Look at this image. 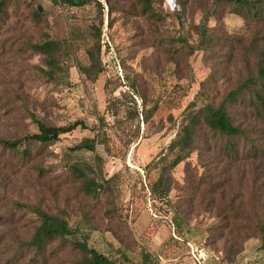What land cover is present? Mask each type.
<instances>
[{
  "label": "rangeland",
  "instance_id": "rangeland-1",
  "mask_svg": "<svg viewBox=\"0 0 264 264\" xmlns=\"http://www.w3.org/2000/svg\"><path fill=\"white\" fill-rule=\"evenodd\" d=\"M97 1L104 6L103 72L95 83L73 59L62 81L48 83L39 73L44 59L31 49L45 37L67 40L71 28L90 39L100 24L94 3L69 9L54 0H10L0 18V139L35 132L32 112L51 126H86L50 147H0V264L35 263L34 252L21 246L39 225L30 206L65 218L80 231L77 239L101 254L113 255L110 244L122 247L126 264H196L188 243L221 264H239L244 252L249 264L264 263L260 235L247 228L249 222L264 227V159L253 162L242 151L227 160V141L202 122L187 161L172 168L169 154L190 110L218 106L264 64V10L239 13L215 0H178L180 20L173 14L177 0H151L154 11L145 14L140 0ZM207 11L214 14L206 50L189 55L188 47L172 44L181 35L197 46L194 25ZM242 103L229 110L237 124L251 128L248 102ZM85 138L96 139L94 151H73ZM70 155L83 162L81 181L65 170ZM160 177L171 204L153 203L151 186ZM111 179L112 189L98 188ZM219 182L223 193L212 195ZM228 204L241 217L227 212ZM227 224L222 234L219 228ZM234 245L242 249L238 256ZM45 258L48 264H79L81 257L69 242L66 250L50 246Z\"/></svg>",
  "mask_w": 264,
  "mask_h": 264
},
{
  "label": "trees",
  "instance_id": "trees-1",
  "mask_svg": "<svg viewBox=\"0 0 264 264\" xmlns=\"http://www.w3.org/2000/svg\"><path fill=\"white\" fill-rule=\"evenodd\" d=\"M9 1L10 0L0 1L1 19L6 14L5 8ZM140 1L142 2L141 10L144 14L154 11L151 0ZM54 2L69 9L82 8L90 3H94L99 7L100 24L91 34L90 39L79 37L77 34L78 31L71 28L67 40L55 41L51 40L49 37H45L43 40L32 44L31 49L44 59L45 67L40 68L39 73L48 83H59L64 79L65 74L69 70L70 62L73 59L79 67L80 73L85 77V80L92 83L97 82L100 74L103 72L99 61L101 53L99 39L101 35V25L104 19L103 4L97 0H54ZM105 2L110 5V0H105ZM177 4V10L173 14L178 16L181 20L182 16L180 13L182 11V6L178 3V0ZM224 4H233L239 13L242 9L248 11L255 9L259 12L264 10V0H215V6ZM182 5L184 8L186 7V3ZM41 13L42 11H40V9L36 10L35 16L38 20L43 17ZM213 14L214 11H207L203 15L200 24L194 25L195 32L199 35L197 46L191 47L185 37L181 35L175 38L172 44L179 43L182 46L188 47V49H190L189 55H194L196 52L206 50L205 43L210 35L208 21ZM109 15H111L110 11ZM256 15H258L257 12ZM68 25L71 27L70 24ZM245 100L248 102L247 107L250 109L254 120L251 128L237 124L229 110L230 105L238 103L243 104L242 102H245ZM30 115L36 131L27 134L22 139L12 141L0 139V147L2 149L16 152L25 147L26 144L50 147L58 143L62 136L72 134L79 128L86 129L82 121L56 127L45 123L41 116L34 112ZM201 122L208 127L217 138L227 141L222 147L223 153L231 157L229 159L226 158L227 160H233L232 158L240 156L243 151V154L247 155L248 158H252L253 162L262 161V159H264V64L259 65L257 73L255 75L251 74L242 81L239 87L229 93L225 100L218 106L206 105L200 111L190 110L186 114L176 138L169 147V154L174 156L173 162L171 163L172 168L180 166L189 159L194 145L195 130ZM254 124L256 125L253 126ZM251 130L254 135L249 134ZM96 145V139L85 138L72 150L94 151ZM242 145H244V147ZM249 145L250 148H248ZM82 165V160H74L70 155L67 157V166L65 170L73 171L76 181H81L84 179V175L81 172ZM94 183L96 182L94 181ZM112 184V179L107 180L104 181L103 185L98 184V188L108 190L111 186L112 189ZM213 187L214 189H211L212 195H217L219 192L223 193L221 182L215 183ZM150 193L153 203L159 200L162 204H171V202L168 201V192L165 188L163 177H160L157 183L151 186ZM234 205L235 204H228L227 212L234 214L235 217H241ZM29 210L36 216L39 225L35 229L32 238L27 242L21 243V246L24 249L34 252L35 263L33 264H48V259L46 260L45 257L47 256L50 246L58 244V247L66 250L69 242H73V249L80 254L81 258L79 264H126L125 261H128L127 256L122 251V247L114 249L110 244L109 246L113 251V255L107 256L101 254L88 246L87 239L78 240L77 236L80 234V231L78 229H72L65 218L54 215L40 206H30ZM221 213L226 214V211L221 210ZM249 224L247 228L250 229V231H252V229H254V232L258 231L262 243L261 249L264 250L263 225L259 222L256 224L249 222ZM228 226L229 224L224 228H219L222 229V234L227 233ZM221 235L219 236L220 239L223 237V235ZM231 252L234 256H238L242 252V249H237L234 245L232 246Z\"/></svg>",
  "mask_w": 264,
  "mask_h": 264
},
{
  "label": "built area",
  "instance_id": "built-area-1",
  "mask_svg": "<svg viewBox=\"0 0 264 264\" xmlns=\"http://www.w3.org/2000/svg\"><path fill=\"white\" fill-rule=\"evenodd\" d=\"M174 237L176 238L175 235H174ZM188 246L190 247L191 255H192L193 259L195 260L196 264H203V262H204L203 252L200 251V250H198L191 243H188ZM213 258H215L216 260H218V258L216 256H213Z\"/></svg>",
  "mask_w": 264,
  "mask_h": 264
},
{
  "label": "crops",
  "instance_id": "crops-1",
  "mask_svg": "<svg viewBox=\"0 0 264 264\" xmlns=\"http://www.w3.org/2000/svg\"><path fill=\"white\" fill-rule=\"evenodd\" d=\"M246 253L247 252H244L243 253V255L241 256V259L239 258V260H238V263L239 264H249V260H248V258H247V255H246ZM217 257V256H216ZM246 258V260H247V262L245 261V262H242V258ZM218 258V257H217ZM203 259H204V262H203V264H221V262H220V260L218 259V260H216L215 258H213L212 256H209V255H206V254H204L203 253ZM261 264H264L263 262L261 263Z\"/></svg>",
  "mask_w": 264,
  "mask_h": 264
},
{
  "label": "water",
  "instance_id": "water-1",
  "mask_svg": "<svg viewBox=\"0 0 264 264\" xmlns=\"http://www.w3.org/2000/svg\"><path fill=\"white\" fill-rule=\"evenodd\" d=\"M40 11H41V9H40Z\"/></svg>",
  "mask_w": 264,
  "mask_h": 264
}]
</instances>
